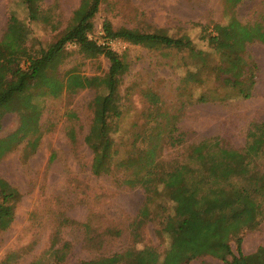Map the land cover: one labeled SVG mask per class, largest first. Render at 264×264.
Here are the masks:
<instances>
[{"label": "rangeland", "instance_id": "1", "mask_svg": "<svg viewBox=\"0 0 264 264\" xmlns=\"http://www.w3.org/2000/svg\"><path fill=\"white\" fill-rule=\"evenodd\" d=\"M81 1L43 0V9L48 10L52 23H59L58 31H54L40 21H29L18 0H0V38L12 12L30 30L28 48L33 52L46 47L69 25ZM232 17L242 24H259L264 28V0H240L234 7L227 0H102L93 19L94 29L88 39L120 54L128 66L119 86L122 98L119 134L123 141L130 143L127 137L131 139V133L150 135L146 128L155 118L148 114L152 105L146 93L159 97L163 112L177 115L176 127L183 135V143L162 144L160 155L165 168L184 159L187 147L205 138L220 137L229 146L240 149L245 145L250 125L264 122L263 44L254 42L246 46L244 62L250 70L245 65L235 78L226 81L227 85L222 83L223 78L216 80L211 73L218 55L208 37ZM105 22L113 30L126 28L141 33L161 32L173 38L185 36L197 50L204 52L207 70H201L198 60L194 66V59H182V54L172 49H148L109 40L102 30ZM108 67L103 56L88 58L76 45L68 44L65 56L50 66L47 74L63 78L72 70L83 76L102 77ZM187 71L196 72L197 79L203 82L184 83L182 78ZM250 74L251 96L232 99L237 92L233 83L242 81V88ZM216 91L227 99L217 100ZM99 92L87 88L58 97L43 95L39 89L28 92L40 112L36 130H31L0 158V177L19 194L13 221L7 229L0 230V264H48L53 259L50 251L60 250L64 244L68 246L62 264L93 259H107L116 264V256L128 250L146 249L162 256L168 248L169 239L161 233V225L171 214L170 202L153 204L148 218L136 225L145 198L143 189L121 183L123 171L102 176L91 173L92 153L84 137ZM18 107L22 108L20 104ZM160 120L162 125H171L167 117ZM134 123L139 127L133 128ZM19 124L18 111L0 109V139L15 132ZM143 145L148 144L140 142L139 146ZM257 163L264 169V157ZM194 232L190 229L185 233V242L193 239ZM240 236L245 255L264 246V202L257 228L244 230ZM229 244L235 254V240L231 239ZM189 264L223 262L205 256Z\"/></svg>", "mask_w": 264, "mask_h": 264}, {"label": "trees", "instance_id": "2", "mask_svg": "<svg viewBox=\"0 0 264 264\" xmlns=\"http://www.w3.org/2000/svg\"><path fill=\"white\" fill-rule=\"evenodd\" d=\"M18 1L26 10L29 21H40L58 31L59 23H52L53 18L48 10L43 9V0ZM239 1L227 0V3L234 7ZM101 2L82 0L73 12L69 25L58 32L57 39L33 52L26 43L29 28L14 13H9L0 38V109L3 112L18 111L20 124L15 132L0 139V158L24 140L31 130H36L40 112L31 102L28 95L30 89H39L43 95L50 97L74 95L87 88L100 90L93 101V117L84 137L92 153V175L123 171L121 183L143 189L145 198L137 213L136 225L148 218L149 207L153 204L159 206L165 201L171 204V214L161 225V233L169 239L163 255L146 249L128 250L116 256V264H189L205 256L216 258L223 264H264V246L245 255L241 250L240 236L244 230L257 228L264 202V169H260L257 163L264 157V122L250 125L245 145L240 149L229 146L220 137L205 138L187 147L184 159L165 168L160 155L162 144L182 145L183 135L176 127L177 115L163 112L159 97L149 92L146 94L151 99L152 108L148 114L155 118L146 128L150 135L131 133V139L127 137L130 143L126 139L123 141V136L119 134L122 117L119 86L127 71V63L106 45H98L88 39ZM102 30L109 40H121L148 49L175 50L182 54V59H194V66L198 60L201 70H207L204 52L197 50L185 36L173 38L161 32L141 33L126 28L113 30L108 22L103 23ZM208 40L218 55L211 73L215 74L216 80L223 78L225 85L228 79L235 78L240 70H244L245 65L249 72L250 66L244 62L246 46L254 42L264 45V28L259 24H242L232 17L226 25L215 28ZM68 44L76 45L88 58H106L109 63L107 72L102 77L83 76L72 70L63 78L48 76L50 66L65 56ZM182 80L184 83L203 82L192 71H187ZM240 84L242 81L233 83L237 92L232 99L251 96V74L247 85L243 83L241 88ZM217 92V100L227 99ZM203 98L200 97V100ZM19 104L22 108L18 107ZM165 117L171 125L161 124L159 119ZM134 127L139 126L134 123ZM36 140H32L33 145ZM140 142L148 145L141 147ZM18 199V192L0 177V230L7 229L13 221L14 204ZM190 229L195 231L194 237L185 242V233ZM231 239L235 240V254L229 244ZM67 246L64 244L60 250H51L53 259L48 264H62ZM77 264L111 263L107 259H93Z\"/></svg>", "mask_w": 264, "mask_h": 264}]
</instances>
